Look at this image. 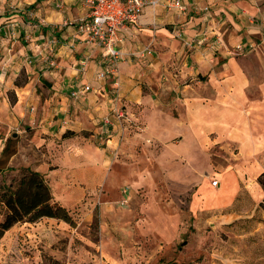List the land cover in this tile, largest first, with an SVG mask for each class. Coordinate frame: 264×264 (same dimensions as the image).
Wrapping results in <instances>:
<instances>
[{
    "label": "crops",
    "instance_id": "1",
    "mask_svg": "<svg viewBox=\"0 0 264 264\" xmlns=\"http://www.w3.org/2000/svg\"><path fill=\"white\" fill-rule=\"evenodd\" d=\"M37 1L0 0V55L4 57V63L0 62V156L9 135H16L13 127L24 124L25 128H19L16 156L24 150L28 155L41 153L43 162L28 158L27 167L44 175L53 200H80L111 179L109 149L118 142L110 133L130 127L135 131L141 121L148 130L156 128L163 142L179 136L181 149L187 148L184 142L190 139L195 152L211 135L213 146L222 145L233 153L221 186L212 185L209 191L218 193L225 183L228 189L264 200L259 181L264 173V0H184L183 11L147 6L137 23L121 31L125 59L119 93L110 77L96 76L101 69L99 48L80 41L71 26L57 34L56 42L63 45L56 52L37 42L44 34L33 37L28 45L15 39L18 31L21 35L30 31L22 8ZM61 1L70 18L84 12L82 0ZM45 14L58 21L63 16L57 9L46 8ZM150 42L151 56L135 61L128 57V52ZM240 44L248 59L260 58L258 64L240 61L237 54L242 51L236 48ZM51 51L54 59L48 55ZM167 55L179 61L164 72L166 65L158 57ZM86 56L90 57L87 71L79 73L77 63ZM30 61L38 63L31 66ZM21 74L26 80L17 85ZM84 82L93 90L73 97L72 90ZM9 91L16 95L14 103ZM117 106L129 118L125 129L116 118ZM173 108L179 117L172 115ZM120 151H127L125 142ZM11 157L7 168L14 167L16 157Z\"/></svg>",
    "mask_w": 264,
    "mask_h": 264
},
{
    "label": "rangeland",
    "instance_id": "2",
    "mask_svg": "<svg viewBox=\"0 0 264 264\" xmlns=\"http://www.w3.org/2000/svg\"><path fill=\"white\" fill-rule=\"evenodd\" d=\"M46 8L61 11L62 20H50ZM22 11L26 17L23 22L30 31L24 35L18 31L15 39L26 45L33 37L44 34L37 42L43 43L45 50L50 51L52 46L56 52L63 43L50 40L58 38L57 34L69 26L76 31L69 24L73 18L64 12L61 0H38ZM145 49H152L153 54L152 42L128 52V57L135 61L151 56L147 52L138 54ZM51 53L48 55L52 58ZM237 55L242 63L247 62L245 51ZM158 58L166 65L164 72L177 67L175 63L179 61V57L168 55ZM259 59L252 56L248 60L258 64ZM0 62L4 63L1 55ZM120 72L121 65L119 74L110 77L113 83H119V89ZM25 80L21 74L15 82L22 85ZM143 90L146 92L147 87ZM8 94L14 103L15 93ZM171 113L179 117L176 108ZM175 123L169 126L174 127ZM20 127L25 125L17 124L12 129L16 135H9L10 146L16 150L12 156L16 158L14 167L0 173V186L16 184L28 158L43 162L41 153L28 155L24 150L16 156ZM135 128L110 133L117 140L118 149L115 142L109 149L108 184L100 185L84 199L53 200L69 210L73 222L42 217L35 222L16 223L0 241V264H264V200L228 189L225 183L220 192L209 191L215 179L219 181L215 187L221 186L233 152L222 145L213 146L211 135L195 152L190 149L194 145L190 139L184 142L187 148L181 149L179 136L163 142L156 128L148 130L141 121ZM122 142L127 145L126 152H118ZM122 157L126 162H122ZM56 176L60 178L61 174L57 172ZM4 212L0 204V219Z\"/></svg>",
    "mask_w": 264,
    "mask_h": 264
},
{
    "label": "built area",
    "instance_id": "3",
    "mask_svg": "<svg viewBox=\"0 0 264 264\" xmlns=\"http://www.w3.org/2000/svg\"><path fill=\"white\" fill-rule=\"evenodd\" d=\"M191 1L196 2V0ZM82 2L84 12L71 19L69 24L76 27L79 36L77 38L80 41L99 48L101 69L97 71L96 76L100 79L116 77L119 74L121 62L125 57V52L120 47L123 41L121 31L127 28L129 24L137 23L147 6L163 5L167 9L180 11L187 8L184 0H82ZM204 9L208 10V7H204ZM56 40V38L51 39L52 42H56ZM236 48L242 52L245 50V46L241 44ZM146 52L151 54L152 49H145L138 54L145 55ZM89 59V56L79 59L77 63L79 73L87 71ZM114 88L119 93L117 81H114ZM92 90V86L84 82L72 90L71 95L78 98ZM114 111L121 127L130 122L123 109L117 106ZM212 185L218 186L219 181L213 180Z\"/></svg>",
    "mask_w": 264,
    "mask_h": 264
},
{
    "label": "trees",
    "instance_id": "4",
    "mask_svg": "<svg viewBox=\"0 0 264 264\" xmlns=\"http://www.w3.org/2000/svg\"><path fill=\"white\" fill-rule=\"evenodd\" d=\"M10 140L9 138L0 156V173L11 169L7 168L6 163L16 150L10 146ZM22 170L16 184L0 186V204L5 208L3 218L0 219V241L18 222H35L42 217L73 222L69 210L53 202V194L44 175L30 167H23ZM259 181L264 183V173L259 177Z\"/></svg>",
    "mask_w": 264,
    "mask_h": 264
}]
</instances>
